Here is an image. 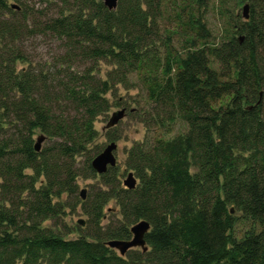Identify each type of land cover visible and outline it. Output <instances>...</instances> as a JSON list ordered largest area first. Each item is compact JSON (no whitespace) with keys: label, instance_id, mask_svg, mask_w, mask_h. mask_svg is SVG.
<instances>
[{"label":"trees","instance_id":"1","mask_svg":"<svg viewBox=\"0 0 264 264\" xmlns=\"http://www.w3.org/2000/svg\"><path fill=\"white\" fill-rule=\"evenodd\" d=\"M9 1L0 0V264H264V0H119L115 10L61 0L52 14ZM242 5L247 19L232 11ZM210 6L223 20L217 34ZM37 35L63 41L65 68L33 67L24 44ZM78 61L85 67L72 69ZM119 87L140 89L143 121L160 130L126 151L132 190L117 166H91L104 148L95 121ZM178 121L183 131L166 137ZM37 133L48 139L39 151ZM79 178L98 183L84 199ZM112 201L121 219L105 222ZM77 209L85 221L66 224ZM236 212L250 223L240 236ZM140 220L147 251L108 246L130 240Z\"/></svg>","mask_w":264,"mask_h":264},{"label":"rangeland","instance_id":"2","mask_svg":"<svg viewBox=\"0 0 264 264\" xmlns=\"http://www.w3.org/2000/svg\"><path fill=\"white\" fill-rule=\"evenodd\" d=\"M24 5H26L29 9H34L35 11H41L46 13H56V8L62 5L61 0H20ZM10 4L20 5V3L15 0H10ZM227 9L233 8V4L227 5ZM243 7L236 6V8L232 11L243 14ZM205 21L207 22V26L211 29L214 34L219 33L223 20L222 17L218 14L217 10L210 6L209 10L206 12ZM174 43H177L175 40ZM25 50L27 51L31 64L33 67L38 70H42L44 73L49 75H53L56 70L60 69V67L65 68L66 64H63L61 57L65 53L64 43L62 40L47 35H37L32 38H29L25 44ZM73 68L75 70H82L85 66L78 62L73 64ZM101 74L103 75L109 67L102 63L100 65ZM118 95L114 97L111 94H108V98L110 100V108L104 114L100 115L95 121V128L98 131V138L94 144L105 147L110 141L108 140L107 133L112 132L114 134L119 135V140L114 141L117 144V148L114 151L119 173H121L120 181L123 182L130 172L125 166V160L127 157L126 151L134 142L142 141L146 138L151 137L154 133H159L160 130L154 129V132L150 130L147 123L143 121L146 118L145 112H142L138 105L142 104V92L139 88H134L130 90H126L123 87L117 88ZM118 97L120 100H118ZM121 102V103H120ZM136 102L138 104H136ZM125 109V116L121 119L117 125L111 128H106V125L111 117V115L118 111ZM184 129L181 122H177L173 128L171 133L165 134L166 137L182 132ZM164 133V132H162ZM154 134V135H155ZM39 137H44L42 142V147L47 144V137L37 133L34 138L35 141ZM97 180H84L79 178V194L83 191V195H79L80 198L82 196L87 197L91 194L95 185H97ZM236 217H239L235 224V233L237 235H241L244 230H246L250 223L241 218V213L236 212ZM86 217L82 214L80 209L71 212L68 210V215L64 218V222L70 226L78 224L79 221H85ZM121 219L119 214L118 206L114 201H112L108 209L106 211L105 222L109 220ZM137 249V248H136Z\"/></svg>","mask_w":264,"mask_h":264},{"label":"water","instance_id":"3","mask_svg":"<svg viewBox=\"0 0 264 264\" xmlns=\"http://www.w3.org/2000/svg\"><path fill=\"white\" fill-rule=\"evenodd\" d=\"M119 0H103L104 5L109 10H115L117 8ZM243 16L245 19L248 18V5L243 7ZM125 109L118 110L114 112L106 128L114 127L118 122L124 118ZM44 137H39L35 142V149L39 151L41 149L42 142ZM117 148V144L112 141L103 150L97 154L91 161L92 168L97 172V174H104L110 167H115L117 160L114 154V151ZM124 187L127 189H134L137 186V179L134 176L133 172H129L127 178L123 181ZM83 191L81 192V195ZM84 199V196H82ZM150 225L146 220H140L131 227L132 238L130 240H111L107 244L111 248L119 251L121 255H124L128 250L132 248H140L142 251H147L148 247L145 240V235L149 231Z\"/></svg>","mask_w":264,"mask_h":264}]
</instances>
